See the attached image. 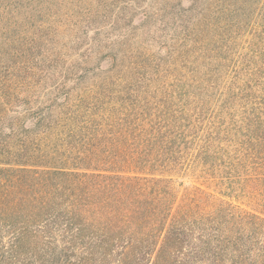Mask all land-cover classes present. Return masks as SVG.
<instances>
[{"label": "trees", "instance_id": "obj_1", "mask_svg": "<svg viewBox=\"0 0 264 264\" xmlns=\"http://www.w3.org/2000/svg\"><path fill=\"white\" fill-rule=\"evenodd\" d=\"M0 264H264V0H0Z\"/></svg>", "mask_w": 264, "mask_h": 264}]
</instances>
